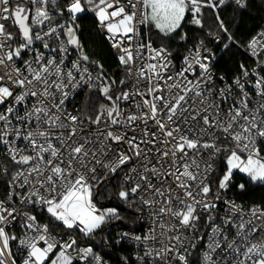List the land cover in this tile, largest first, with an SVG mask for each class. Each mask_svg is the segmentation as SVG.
Wrapping results in <instances>:
<instances>
[{"label":"snow or ice","instance_id":"snow-or-ice-1","mask_svg":"<svg viewBox=\"0 0 264 264\" xmlns=\"http://www.w3.org/2000/svg\"><path fill=\"white\" fill-rule=\"evenodd\" d=\"M249 6L0 0V264H264Z\"/></svg>","mask_w":264,"mask_h":264},{"label":"trees","instance_id":"trees-1","mask_svg":"<svg viewBox=\"0 0 264 264\" xmlns=\"http://www.w3.org/2000/svg\"><path fill=\"white\" fill-rule=\"evenodd\" d=\"M249 8L244 13L243 17L240 19V31L243 32L249 26H254L260 23L264 19V1L263 0H249ZM230 11V10H229ZM227 15V14H226ZM86 26L90 23L86 18L83 22ZM224 61H221V66L218 71L226 72L227 68L224 67ZM82 99V98H81ZM261 197V192L259 190L253 192L251 196L248 197L249 201L258 200Z\"/></svg>","mask_w":264,"mask_h":264},{"label":"rangeland","instance_id":"rangeland-1","mask_svg":"<svg viewBox=\"0 0 264 264\" xmlns=\"http://www.w3.org/2000/svg\"><path fill=\"white\" fill-rule=\"evenodd\" d=\"M264 1V0H263Z\"/></svg>","mask_w":264,"mask_h":264}]
</instances>
